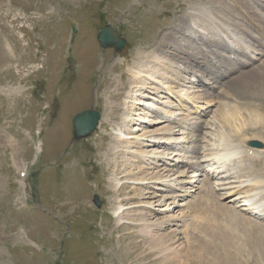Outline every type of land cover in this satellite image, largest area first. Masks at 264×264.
I'll return each mask as SVG.
<instances>
[{
    "label": "rangeland",
    "instance_id": "374dc122",
    "mask_svg": "<svg viewBox=\"0 0 264 264\" xmlns=\"http://www.w3.org/2000/svg\"><path fill=\"white\" fill-rule=\"evenodd\" d=\"M231 4L230 0H0V15L7 16L6 20H2L6 26L4 29L11 32L10 27L13 26V35L18 37L23 34V38L17 39L24 51L19 54L32 55L28 60L24 58L17 68L7 67L12 71L10 76L0 73V83L5 89L0 91V100H5V108L0 110V264H138L141 260L133 248L134 243L141 239V223L149 224L159 215L152 210L135 207L128 213L125 211L123 220L127 219V224L116 227L111 214L109 196L112 193L107 177L114 170L122 175L120 169L124 167L121 158L115 169L113 164L106 165L104 156L99 154L102 149L98 148L100 143L107 146L111 139V126H106L108 129L105 127V132L99 127L107 114L106 103L111 100L109 96L115 86L128 78L125 68L120 65L124 57L134 60L133 64L145 61V58L135 56L139 50L148 56L164 49L169 56L167 59L175 61L180 67L191 66V73L188 74L178 68H171L170 73L162 70L161 73L169 78H180L182 74L185 80L179 81L183 85L172 83L171 86L202 96L197 105L203 109L199 110L201 117L196 121L205 120L207 126L197 134L201 133L213 143L214 133L219 135L228 128L235 130L242 127L246 145L251 139L260 140L264 145V94L255 97L250 94L259 90L257 78L251 74L257 71L262 61L250 60L251 64L245 65L247 58L240 55L239 62L229 64V67H234L229 71L225 57L228 52L223 47L206 42L200 36L194 37L198 30L207 28L205 16L219 18L221 24H215V27L225 34L224 26L232 28L237 25L234 33L253 42L250 35L244 33L246 25L232 10ZM38 10L41 12L38 13ZM12 14L19 20L11 22ZM26 15L27 20L20 18ZM186 18L188 24L180 31ZM106 24L125 39L119 51L113 47L102 48L97 41L99 30ZM6 33L8 35V31L0 34V42L10 51ZM210 34L214 32L210 30ZM26 39L33 44L32 52L24 50ZM172 40L177 41L176 48H163L164 43ZM257 43L253 46L263 48ZM262 43L259 40V44ZM35 53H38L36 58ZM190 53H204L197 60L201 64L190 65L185 58ZM176 56L182 58L176 60ZM222 59L225 61L222 62ZM121 72L124 73L122 78L119 76ZM189 78L194 80L192 84ZM158 79L164 85L170 83L163 76ZM200 79L212 82L214 86L202 85L198 81ZM16 86L22 87L14 108V101L10 98L15 97L12 90ZM162 95L163 100L174 103V109L180 107L173 98L158 94ZM210 99L214 105L208 107L204 102ZM111 101L120 104L115 99ZM180 103L185 105V102ZM185 106L189 107L188 104ZM84 109L97 110L100 122L87 137L74 139L71 119ZM209 110H212L209 116H204ZM7 111L14 116H7ZM176 112L185 113L183 109H176ZM6 133L21 147L20 157L27 164L25 176L18 173L13 165L14 147L2 142ZM39 141L41 150L37 151L35 146ZM196 144L200 147L205 145L204 142ZM193 145L191 143L188 150ZM252 150L250 148L249 152ZM186 155L180 159L187 160ZM192 155L195 157L191 161L201 158L199 153ZM180 164H183L180 165L181 170L187 169L184 162ZM201 167L209 168L204 163ZM72 169L77 173L71 172ZM188 170L187 174L192 178L194 173L192 169ZM243 171L263 172L264 175V156H260L255 163H244ZM210 180L215 181L214 178ZM130 190V187L125 188L124 195H134ZM149 191L153 195L154 190L151 188ZM261 191L260 201L264 203V188ZM156 193L163 195L166 192ZM94 194L100 200L99 207L93 202ZM66 195H73L76 203L86 197L82 209L78 207L80 204L59 206L56 200ZM234 196L221 200L210 198L192 210L194 217L191 223L187 221L186 236L182 241V264H264V235L256 228L257 225L264 228V220L242 216L238 210L232 209L235 202L229 199ZM186 200L181 203L186 204ZM218 202L227 206L220 208ZM58 209H61L60 212ZM133 214L137 215L134 219ZM172 228L175 225L167 229ZM135 236L138 238H133ZM258 238L262 239L261 243ZM154 257H150L147 264L148 261L152 264Z\"/></svg>",
    "mask_w": 264,
    "mask_h": 264
},
{
    "label": "bare ground",
    "instance_id": "6f19581e",
    "mask_svg": "<svg viewBox=\"0 0 264 264\" xmlns=\"http://www.w3.org/2000/svg\"><path fill=\"white\" fill-rule=\"evenodd\" d=\"M230 1L232 2V10L236 11L240 20L245 23L246 26L244 29L241 28L245 34L250 35L253 40V42H251L252 44L246 40L245 37L238 36L234 33L233 30L237 25L232 28L224 26L226 34L218 28L214 29L215 24H221L220 19L214 17L210 18L204 16V20L207 21L205 24L207 28L204 27L198 30V34L194 35V37L200 36L206 42L227 49L228 54L225 57L228 64L226 65V69L229 71L234 69L232 66L229 67V64H233L232 62L240 60V55L247 58V61L244 62L245 65L251 64L250 60L258 62L262 61V65L256 68L257 71L251 74L257 78L256 82L258 84L257 86H259L258 89L260 90H256L255 92L251 91L250 94L255 97L258 94H264V72L261 71L264 70V60L262 59L264 57V0ZM39 10L38 13L41 12ZM6 17L7 16L5 15H0V34L8 31L9 37L7 33L5 35H7L6 40L11 42V44L9 42L7 43L8 46L10 45L11 49L10 47V51L5 49L3 46L4 44L2 45V41L0 42V49L2 50L0 73L2 75L9 74L10 76L12 71L8 69L9 67H19L21 62H24V58L28 60L32 55L28 53L24 55L19 54L22 50L17 39L23 38V34L18 37L13 35L11 33L13 26L10 27L11 32L4 29L6 26L3 21ZM39 17L40 20L43 19L41 15ZM20 18L27 20L28 17L26 15ZM17 20H19L18 17L13 15L11 22ZM187 24L188 21L186 18V21H182L183 26L180 31L185 29ZM20 27L24 28L23 25ZM27 29L29 30L30 28L27 27ZM210 30L214 32L213 35L210 34ZM259 40L263 43L259 44ZM31 43V40H27L24 47L25 51H31V48L33 47V44ZM254 43H257L263 48H256L257 45L254 47ZM184 44L187 45L186 43ZM165 47L167 49L176 48L177 41L172 40L169 43H164L163 48ZM38 53L33 54L35 58L38 56ZM136 53V57H143L145 58V61L133 64L134 60L131 61L126 57L123 58V64L120 65V67L123 66L125 68L128 78L124 82L120 81L118 85L115 86L111 96H109L111 100L115 99L118 101L117 98H119L118 102L120 104H114L111 100L107 102V114L102 118L99 124V127L103 128V132L106 131V126L110 125L112 128V132L110 133L111 139L107 143V146H105V144L101 145V143L98 146L99 149H102L99 154H101V157L104 156V163H106V165L113 164L115 169V167L119 166L118 159L121 158V163L124 167L122 170L120 169L122 175L114 170L115 172H111L107 177L108 188L112 193V195L109 196L111 214L114 218L116 227H120L123 224H127V219L123 220V216L129 211V209L133 210L135 207H140L142 210H152L155 215L159 216L156 217L153 222H149V224L146 222L141 223L142 225L140 226L139 235L141 239L136 241L133 245V248L137 250L136 254L141 258V260L138 259V261L140 260L138 264L144 261H146L145 263L147 264V260L153 255H155V257L152 264H182L180 257L182 255L181 249L184 248L182 241L186 236H184V234H186L184 231L188 225L187 221H190L194 217L192 210H195L198 205L205 203L210 198L221 200L235 195L233 199H229V201L235 202L231 206L232 209L238 210L240 214L242 213V216L248 215L255 218L261 217L264 220V203L260 201L261 190L264 188L263 172L247 173L244 172L245 169L243 171L244 163H255L260 156H264V145L263 147L258 145L257 147L260 149L253 148V153L255 155L249 157L248 154L250 147H245L247 146L246 140L243 138L245 131L242 127L236 128L235 130L228 128L226 132L221 131L219 135L215 133L214 135L212 134L213 143L207 141L201 136V133L197 134V131H200L201 128L207 126L206 123L204 124L205 120L196 121L197 119L200 120L201 111L199 110L203 109L202 106L197 105V102L202 101V96L191 91L182 92V90L176 89L178 88L177 86H171L172 83L181 86L183 85V82L181 83L179 81L185 80L182 74L180 78H169V76H164V73H161L162 70L166 73H170L171 68H178L181 72L183 71L185 74H188L189 72L191 73V66L190 68L180 67L175 61L167 59L166 57L169 56L166 55L167 52L164 53V49L152 52L148 56L141 50ZM203 55L204 53L198 55L190 53V55L187 54V57L185 58L189 60L190 65L195 63L201 64V62L197 63V60L201 56L203 57ZM179 58H182V56H176L175 59L179 60ZM32 61L33 59L31 58L30 62L33 63ZM223 61H225V59H222V62ZM227 70H225V72H227ZM123 75L124 73L121 72L119 76L121 77ZM162 76L170 83L164 85V82H161L160 79H158V77ZM241 79H243V76L240 80ZM198 81L202 82V85L205 86H214L212 82L210 83L206 80L203 81L200 79ZM189 82L192 84L194 80H190L189 78ZM1 84L3 83H0V91H5ZM21 87L16 86L12 90V92L15 93V97L10 98V100L12 99L14 101L12 105L14 108L16 101L20 99L19 92ZM253 89H255V87ZM261 91L263 92L260 93ZM159 93L166 94L168 98L176 100V103L180 106L176 109H183L185 113L177 114L176 109H174L176 106L171 101L172 99L170 100L171 102H167L166 100H163V95L158 96ZM180 102H185L184 104H188L189 107L186 108V106ZM204 104L208 107L214 105L211 99L206 100ZM162 106L168 108H164V110L161 108ZM191 107L193 109L195 108L194 112L191 111ZM4 108L5 100L2 98V100H0V110H4ZM118 112L120 114H118ZM149 112L153 115L151 116ZM211 112L212 110H209L204 116H209ZM193 113L196 114V116L193 117ZM6 114L7 116H14V114H10L9 111H7ZM182 114H184V116H181ZM7 134L8 133L2 136V142H8L14 147L15 152L12 157L13 165H15L18 173L25 176L27 164L20 157L21 147L17 145L18 143L15 144L16 139L14 140L12 136L8 137ZM251 140L261 142L260 140ZM197 142H204L205 145L200 147L199 144H196ZM191 143L194 145L191 147V150H188V146ZM261 144L263 143L261 142ZM35 147L37 151L41 150L40 141ZM175 151H183L184 153L181 155ZM191 153H199L201 158L196 157L197 160L195 162L191 161L190 159L195 157ZM185 154L188 155H186L188 158L184 161L180 158L185 157ZM183 162L187 165V169L181 170L180 165L183 164L180 163ZM202 163L207 164L209 168L207 170L203 169V167H201ZM189 168L192 169L191 171L194 173L192 178H189L187 174ZM70 171L77 173V171L73 169ZM198 175L199 177H197ZM210 178H214L215 181L211 182ZM21 181L22 180H20V183ZM90 181H92V178ZM137 185L139 187H137ZM128 187H130V191L134 192V195H124L126 193V191L124 193V189ZM151 188L154 190L153 195H150L151 192L149 189ZM156 191H165L166 193L158 195ZM73 197V195L72 197L66 195L56 201H59V206L64 207L70 206V204H80L78 207L81 208L86 197L79 199L77 203L76 199ZM187 197H192V199H189L190 201L188 199L186 200ZM183 200L188 202L186 204L181 203ZM218 203L219 204L217 205L220 208L222 205H226L224 202ZM185 208L187 209L184 210ZM136 216L137 215L133 214L132 219ZM172 225H175V228L167 229L168 226ZM256 228L262 235H264L263 227L257 225ZM133 238L137 239L138 237L135 236ZM261 240L262 239L258 242L261 243ZM120 264L126 263L121 262ZM148 264H150L149 261Z\"/></svg>",
    "mask_w": 264,
    "mask_h": 264
},
{
    "label": "water",
    "instance_id": "95a60500",
    "mask_svg": "<svg viewBox=\"0 0 264 264\" xmlns=\"http://www.w3.org/2000/svg\"><path fill=\"white\" fill-rule=\"evenodd\" d=\"M98 42L102 48L113 47L115 51H119L125 44V39L114 30L109 24L103 26L97 36ZM99 113L93 109H85L77 113L72 118L73 138L80 139L90 135L98 124ZM251 145H260L258 142H251ZM93 202L97 207L100 201L96 194L93 195Z\"/></svg>",
    "mask_w": 264,
    "mask_h": 264
}]
</instances>
